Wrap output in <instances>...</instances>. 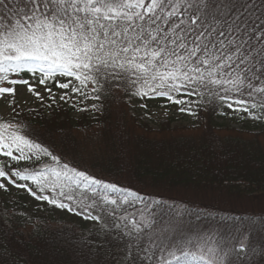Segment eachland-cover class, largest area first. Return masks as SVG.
<instances>
[{"label":"snow or ice","instance_id":"snow-or-ice-1","mask_svg":"<svg viewBox=\"0 0 264 264\" xmlns=\"http://www.w3.org/2000/svg\"><path fill=\"white\" fill-rule=\"evenodd\" d=\"M255 7L251 0H0V81L28 85L39 97L28 80H9L10 73L26 71L40 74L39 84L53 80L58 88L85 97V89L91 86L97 93L91 98L98 100L105 85L118 80L125 91L135 89L133 95L162 97L189 108L192 101L177 97L203 96L200 90L204 89L227 108L252 115L248 100L242 97L264 94V86H257L264 80V20L250 22L244 11ZM57 76L69 79L58 82ZM45 90L51 93V88ZM14 93L13 87H0V94ZM65 98L71 99L67 92L61 96ZM259 106L264 108V104ZM257 107L251 104L252 109ZM0 155L13 161L50 158L52 163L39 171L26 168L13 175L33 182L40 193L50 191L55 196L37 195L27 183L17 184L3 166L0 181L7 179L59 208L72 211L71 205L63 202L67 200L83 209L100 208L114 215L115 208L133 204L130 198L142 199L135 191L63 162L11 122H0ZM5 187L0 182V188ZM104 205L115 207L105 209ZM85 218L101 220L100 215L91 213ZM148 227L155 231L158 225L149 223ZM135 230L142 231L138 226ZM135 239L139 242L141 236ZM147 239L152 241L151 236ZM210 239L193 240L181 234L172 239L165 236L152 246L171 257L161 255L158 264H246L258 254L264 257V247L244 252L242 239L239 251L234 244L205 250Z\"/></svg>","mask_w":264,"mask_h":264},{"label":"trees","instance_id":"trees-1","mask_svg":"<svg viewBox=\"0 0 264 264\" xmlns=\"http://www.w3.org/2000/svg\"><path fill=\"white\" fill-rule=\"evenodd\" d=\"M251 3L256 7L244 11L251 17L250 22L259 24L264 20L262 0ZM25 75L40 77L25 71L10 73L9 80ZM4 82L8 81H0V87ZM257 86H264V80ZM105 89L98 100L91 98L97 93L89 86L85 89L87 97L75 93L72 102L51 100L33 110L17 108L9 119L0 122L20 126L63 162L97 179L135 191L142 199L130 198L133 204L115 208L114 215H107L100 208L83 209L76 202L63 200L79 212L87 210L101 216L99 223L85 226L62 219L50 220L46 214L30 217L13 214L0 197V262L158 264L161 255L169 256L152 245L165 236L178 238L185 228L194 232L193 240L211 237L206 248H227L234 244L239 251L241 239L246 246L244 252L264 247V129L248 137L221 135L217 118L227 107L201 89L204 95H196L198 99L194 102L199 113L198 133H184L180 129L186 128L172 127L169 121L155 131L134 113L130 98L137 97L132 94L135 89L125 91L123 82L118 80L106 84ZM242 98L264 120V108L259 106L264 104V94ZM88 102L96 107L92 105L76 116ZM253 103L258 107L252 109ZM175 130L181 134L174 135ZM89 145L98 150L90 159L87 158L90 148H85ZM25 162L10 159L0 166L16 183L24 184L26 181L13 175L15 171L26 168L39 171L52 163L48 157ZM32 189L40 195H56L50 191L40 193L35 184ZM139 207L149 211L150 223L158 225L155 231L142 224L141 233L136 232L129 218ZM116 224L120 227L116 228ZM168 228L178 233L160 231L166 232ZM137 235L141 236L139 242L135 239ZM148 236L152 237L151 242ZM246 264H264V257L258 254Z\"/></svg>","mask_w":264,"mask_h":264},{"label":"rangeland","instance_id":"rangeland-1","mask_svg":"<svg viewBox=\"0 0 264 264\" xmlns=\"http://www.w3.org/2000/svg\"><path fill=\"white\" fill-rule=\"evenodd\" d=\"M29 83L34 86L35 92L40 94L39 97L34 92H30L28 90V85L22 83L15 84L13 86V88H15L14 94H0V117H7L11 115L14 104H17L25 109H31L40 105L41 101L43 100L49 101L54 97L61 99V96L64 94V89L54 88L51 89V93H49L45 90L49 87L45 85H38L31 79H29ZM183 97H185V99H190L187 96ZM89 106H91V104H89ZM132 106L134 113L142 120L141 122L147 123L155 131H158L161 126H163V124H168L167 121H170L173 127L180 126L187 128L185 130L180 129V131H184V133L187 134H195L200 130V124L199 121H197V115L192 106L189 108L188 105H175L168 100L162 101L161 99L153 100L148 98H135L132 101ZM181 107H185L188 110L181 112L179 110ZM86 108L87 107H82L79 112L75 113L76 116H78L79 113H82ZM192 112H194L195 115L191 114ZM254 117L259 118L254 119ZM217 124L219 128L218 132L221 135H237L248 137L253 133H257L264 129V120H262L258 114L252 112V115H249L246 112H235L229 108L222 110L221 115L217 118ZM177 130H175L176 132L173 133L174 135L181 134L179 133L180 131ZM168 134L169 133L166 132V135ZM153 135L160 137L162 134ZM83 140L85 139L83 138ZM97 141L100 144L98 139ZM95 147V145H89L85 147L86 149L90 148V152L87 154L88 159H90L96 152L97 149ZM0 158L4 160L5 156L0 155ZM0 182L6 185L5 188H0V197L4 198L9 210H11L10 212L13 214H23L24 217H30L34 214H46L50 220L55 219L56 221H59L62 219L70 223L73 222L85 226H92L98 223V221L85 218L89 212L80 213L75 210L69 211L66 208L56 207L55 205L49 204L47 201L36 199V197L28 193L27 189L15 187L7 179ZM171 206L173 205L171 204ZM134 216H138L137 222L139 224L150 223L151 217L144 210L134 213L133 217ZM163 232L164 234L178 233L176 229L170 230L169 228L166 230V232ZM182 232V235L193 239L192 234H194V232L191 229L185 228ZM207 248L205 250H207ZM192 249L195 250L194 248H191V250ZM196 249L197 250L195 251L198 252L199 249Z\"/></svg>","mask_w":264,"mask_h":264}]
</instances>
